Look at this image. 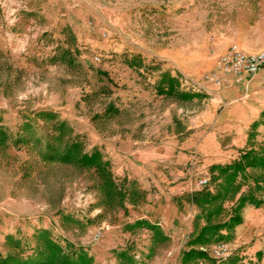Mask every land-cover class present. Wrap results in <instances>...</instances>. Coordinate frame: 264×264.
Instances as JSON below:
<instances>
[{
  "label": "rangeland",
  "instance_id": "obj_1",
  "mask_svg": "<svg viewBox=\"0 0 264 264\" xmlns=\"http://www.w3.org/2000/svg\"><path fill=\"white\" fill-rule=\"evenodd\" d=\"M231 45L248 55L264 50V0H0V129L7 135L0 144V263L38 259L47 230L66 252L84 248L92 264H181L205 224L209 207H195L190 196L207 178L212 194H225L212 224L226 221L241 195L263 204H246L240 225L199 250L211 258L214 246L226 245L229 257L215 264H264V171L247 168L227 193L221 173L211 171L249 151L264 158V134L255 131L264 113L254 125L239 114L241 107L264 109V71L218 72ZM61 47L72 48L74 67L51 60ZM163 74L177 79L178 92L201 97L159 95ZM109 106L118 113L104 116ZM40 112L58 121L45 122ZM62 121L67 127L56 131ZM192 138L176 162L157 167V146ZM16 139L30 144L16 146ZM71 142L82 153L100 150L116 187H135L142 201L107 200L93 170L42 160L49 144L62 154ZM137 220L156 231L132 227Z\"/></svg>",
  "mask_w": 264,
  "mask_h": 264
},
{
  "label": "trees",
  "instance_id": "obj_2",
  "mask_svg": "<svg viewBox=\"0 0 264 264\" xmlns=\"http://www.w3.org/2000/svg\"><path fill=\"white\" fill-rule=\"evenodd\" d=\"M72 42L75 44L76 36L71 33ZM52 61H61L74 67L77 64V60L73 54L71 47H61L58 50L57 55H55ZM131 66L138 67L139 64L135 62L131 63ZM156 93L159 95H164L167 97H177L182 100H191L193 98L201 97L200 94L193 93H183L178 92L177 90V79L170 76L169 74H163L158 85H156ZM118 110L109 106L103 113L104 116H109L110 114H117ZM38 117L45 122L58 121V115L54 112H40ZM56 131H62L67 127L66 122H56ZM7 135L4 130L0 129V144H5ZM20 139H16V146L19 145H29L30 142H20ZM52 144L47 146V151L41 154V158L45 163L48 164H58V165H70L72 163L78 164L81 168L86 170H93L96 176L101 180L98 185L99 189L105 195L107 200H118L122 202L125 197L128 198L129 203L137 204L138 201H142L143 197L135 187H131L129 190L126 188L121 190L116 187L114 179L110 171V164L107 160L104 159V156L97 148L92 149L90 153H82V145L80 142H71L67 145L66 151L60 154ZM251 155H254V152L249 151L244 153L241 158L229 166H213L211 171L215 173L218 171L224 179V183L227 186L226 192L236 185L238 176H241L247 168L250 169H259L264 171V158L256 159L252 158ZM264 183V179L262 182ZM260 181L255 182V187L260 188ZM205 187L202 190L192 194L190 196V203L197 208H208L205 212V224L199 230V232L193 236L189 242L188 250L182 252L181 255V264H190L194 261L203 260L208 261L210 264H215L212 258L208 256L205 251L199 250V248L209 245L213 237L217 239H224L225 236H222L218 233L221 231H232L235 227L242 223L241 211L247 205H252L255 208H259L263 201L261 199L256 200L252 195L245 196L241 195L238 198L236 206L233 208V213L231 216L224 222L212 224L213 218H216L220 215L222 208L220 206H215L217 202L225 199V194L217 192L212 194L210 189ZM134 197H137V201H134ZM77 222V221H76ZM134 228L147 229L152 232L156 231V225H151L145 220H137L132 225ZM220 235V236H219ZM41 242L44 246V251L40 252L39 258L36 260H19L12 257H8L1 261L0 264H92V258L86 253L84 248L77 249L76 247L70 245L71 251L66 252V250L53 238L49 231L44 230L40 232ZM257 257L262 256L261 252L256 253ZM121 257H126L125 254H121ZM223 264H235V262L230 261Z\"/></svg>",
  "mask_w": 264,
  "mask_h": 264
},
{
  "label": "built area",
  "instance_id": "obj_3",
  "mask_svg": "<svg viewBox=\"0 0 264 264\" xmlns=\"http://www.w3.org/2000/svg\"><path fill=\"white\" fill-rule=\"evenodd\" d=\"M216 69L220 73H230L234 75H256L264 69V50L258 54H244L243 51L235 45H231L225 54L217 61ZM219 78H215L218 81ZM194 86L197 88L196 84ZM198 186L208 185V179L202 178L197 182ZM211 258L216 261H225L229 257L228 247L226 245L214 246L212 248Z\"/></svg>",
  "mask_w": 264,
  "mask_h": 264
},
{
  "label": "crops",
  "instance_id": "obj_4",
  "mask_svg": "<svg viewBox=\"0 0 264 264\" xmlns=\"http://www.w3.org/2000/svg\"><path fill=\"white\" fill-rule=\"evenodd\" d=\"M261 71H264V70H261ZM258 75H259V72H258ZM239 111H240L239 114L243 117L242 121H249L250 120L249 121L250 125L256 124L259 121V118L261 117V115L264 113V109H261L258 113H254V112H251V110L249 108H244V107H241L239 109ZM261 122L262 123H260L256 127L255 131H257L259 134H264V117L261 119ZM195 137H196V135H195ZM247 137H248V134H246L244 138H247ZM193 141H194V138L191 139V142H183L180 147H178V142H168L163 147L157 146V167H158L159 163L173 164L174 162H176L177 161V155H176L177 150L180 149L181 150L180 154L183 155V152H185L187 148L193 147V144H194ZM206 141L207 140H205V142ZM259 141H261V140H259ZM207 142H209L210 146L214 145V142H212L211 139H209ZM244 143L245 142H240L241 145ZM109 146H110L109 144H106L107 150L110 151ZM203 150L206 152L209 151V149H206V148ZM184 156H185V154H184ZM175 158H176V160H175ZM180 158H182V157H180ZM171 169L173 170V167ZM160 182H164V179L160 178V176L158 175V172H157V185H159ZM247 206H251L254 209H258L252 205H247Z\"/></svg>",
  "mask_w": 264,
  "mask_h": 264
}]
</instances>
